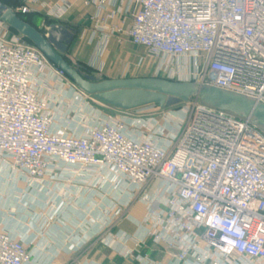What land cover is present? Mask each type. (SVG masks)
I'll return each instance as SVG.
<instances>
[{"label": "built area", "instance_id": "built-area-1", "mask_svg": "<svg viewBox=\"0 0 264 264\" xmlns=\"http://www.w3.org/2000/svg\"><path fill=\"white\" fill-rule=\"evenodd\" d=\"M18 1L12 9L22 16L40 15L44 4ZM56 2L51 13L57 19L77 3L93 8L90 42L97 34L102 44L126 36L160 58L162 79L213 86L264 104V0ZM21 37L9 38V27L0 22V167L17 177L15 193L23 194L18 182L51 196L66 197L69 189L75 196L104 198L126 192L127 206L139 199L147 207L146 238L164 246L176 264H264L260 130L201 106L187 120L185 112L147 117L138 109L105 120L84 117L78 129L76 123L62 125L48 90L68 78ZM108 205L104 217L116 210ZM127 239L119 234L104 240L131 257ZM30 244L0 230V264H30ZM138 261L158 264L145 256Z\"/></svg>", "mask_w": 264, "mask_h": 264}, {"label": "crops", "instance_id": "crops-1", "mask_svg": "<svg viewBox=\"0 0 264 264\" xmlns=\"http://www.w3.org/2000/svg\"><path fill=\"white\" fill-rule=\"evenodd\" d=\"M56 3V0H44L40 7V15L43 14L47 18L45 28L64 27L71 35L75 33L66 57L75 66H87L96 72V46L100 45V34L95 36L93 42L89 39L95 25L92 20L94 9L84 8L77 3L61 19H57L51 13ZM123 21L127 30L130 20L124 17ZM120 22L122 20L112 21L111 24ZM83 32L87 35L82 36ZM106 44H109L112 50H117L121 45L129 48L132 45L124 35H114ZM148 108L154 109L156 106L142 109ZM115 112L120 114L121 111ZM8 173L7 167H0V230L20 238L25 243H31L28 247L32 254L30 264H137L133 258L122 255L121 250L106 245L104 240V210L110 203L116 204V210L119 203L125 204L128 198L126 192L110 194L106 198L99 195L89 196V192L78 194L77 198L75 195L64 197L61 194L57 195L55 200L56 197L51 196V191L41 194L30 192L31 188L22 182L17 183V189L23 194L15 193L14 184L17 177ZM154 188L155 186L150 192H153ZM71 197L76 202L69 205ZM146 213L143 205L133 204L122 221L109 228L116 235L127 236L125 247L134 254H141L142 257H148L158 264H176L173 255L166 251L164 246H156L146 238V230L142 224ZM141 240H144L143 244Z\"/></svg>", "mask_w": 264, "mask_h": 264}, {"label": "water", "instance_id": "water-1", "mask_svg": "<svg viewBox=\"0 0 264 264\" xmlns=\"http://www.w3.org/2000/svg\"><path fill=\"white\" fill-rule=\"evenodd\" d=\"M0 22L28 40L85 95L112 109L130 112L157 106L170 109L196 99L203 109L220 111L247 121L264 134V104L248 96L189 82H174L155 77L99 80L84 74L66 60L73 35L64 27H50L44 33L23 20L0 1Z\"/></svg>", "mask_w": 264, "mask_h": 264}, {"label": "rangeland", "instance_id": "rangeland-1", "mask_svg": "<svg viewBox=\"0 0 264 264\" xmlns=\"http://www.w3.org/2000/svg\"><path fill=\"white\" fill-rule=\"evenodd\" d=\"M0 1L3 2L4 4H7V6H11V8L12 7L15 8L17 4H19L18 0H0ZM24 18H26V20L34 24L38 29H41L44 33L47 32V29L44 26V23H46L47 18L43 14L42 15L31 14L29 16H24ZM81 35H83V33ZM13 36L21 37L19 34H17L12 29L9 28V38ZM21 38H22L21 43L34 47L26 39H24L23 37ZM96 60L98 63L96 77L99 80H105L108 77H112V78L155 77L161 79L165 78V76L163 75L164 73L162 71H159L161 64L160 58H157L149 54L142 47L131 45L129 48V47H123V45H121L117 50H112L109 44L100 43V45L98 44L96 46ZM67 80H64L62 84L60 83L61 85L57 84L56 87L52 86L53 88L48 90V93H52L51 94L52 97H55L56 119H58V121H61L62 125L63 124L70 125V127L73 128L72 126H74L76 123L77 125L75 126V129H78V125L83 122L84 117L86 118L85 119L86 121H88V119H90L91 117L94 118L98 117L101 120H105L115 116L118 113L115 112L114 109L102 105L101 103L96 101L93 97L81 94L82 92H80L78 88H76V86L69 79ZM55 93H58V96ZM73 93L80 95L84 100L83 103H80V101H76L74 99ZM199 106L200 104L196 99H191L188 102H184L176 107L167 110L166 109L160 110L159 108L156 107L154 109L152 108L142 109L139 110L137 113L136 111L132 113L142 114V116H147V117H152V116L157 117L169 113H174L182 116L184 115L185 112L186 113L185 115L187 116L186 118L187 120L193 118ZM1 176L2 175L0 174V178ZM78 191L80 192V190H77V192ZM73 192L74 189H72L71 192H68L67 196L73 197L75 195ZM52 197H56V196L54 195ZM72 197L71 199H69L68 202L69 205L72 202H76L74 199H72ZM57 198L58 197H56L55 200H57ZM133 204L143 205L139 201V199H136L129 206H127L126 204L119 203L118 210L113 211V207L112 209H109V212H107V214L105 215V219L108 220L107 222L110 224L109 227L111 226L112 228L113 227L112 225L120 223L122 219L126 216V212L128 211V209H130V207ZM143 206L146 208V212H147V207L145 205ZM108 228H106L105 230V237L106 236L114 237L116 234H114L111 228L109 229ZM139 256H141V254L139 255L133 253V255L129 258H133L135 263L140 264L138 261Z\"/></svg>", "mask_w": 264, "mask_h": 264}, {"label": "trees", "instance_id": "trees-1", "mask_svg": "<svg viewBox=\"0 0 264 264\" xmlns=\"http://www.w3.org/2000/svg\"><path fill=\"white\" fill-rule=\"evenodd\" d=\"M7 5V4H6ZM11 7V6H9ZM23 20H25L26 22L30 23L32 26H34L35 28H37L34 24H32L31 22H29L28 20H26V18H24V16L19 15ZM51 24V23H50ZM38 29V28H37ZM15 32V31H14ZM28 41V40H27ZM29 42V41H28ZM30 43V42H29ZM31 44V43H30ZM66 60H68V58L65 56ZM70 62V61H69ZM71 63V62H70ZM77 68H79L81 70L82 73L84 74H90V75H94L96 76V72L93 71L92 69H90L87 66H76ZM157 107V106H156Z\"/></svg>", "mask_w": 264, "mask_h": 264}]
</instances>
